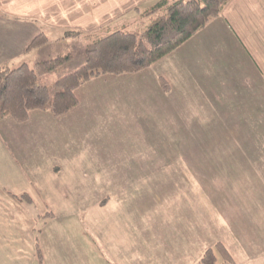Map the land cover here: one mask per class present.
Here are the masks:
<instances>
[{
    "label": "crops",
    "instance_id": "0c3cea01",
    "mask_svg": "<svg viewBox=\"0 0 264 264\" xmlns=\"http://www.w3.org/2000/svg\"><path fill=\"white\" fill-rule=\"evenodd\" d=\"M158 1L0 0V67L29 60L35 50L28 46L42 32L51 40L58 33L123 26ZM161 78L169 90L162 88ZM104 91L112 97L99 103ZM76 95L78 106L62 116L34 110L23 123L11 116L0 120V264L38 263L35 233L42 264H198L203 252L217 242L228 248L236 264H264V0H230L221 16L152 66L95 77L77 88ZM135 101L143 107L144 119L166 122L159 128L162 139L177 145L179 141L180 149L174 151L182 159L190 153L219 155L230 167L226 172L246 176L240 184L241 198L230 200L238 206V215L225 216L227 235L216 236L213 223L200 214L193 213L188 224L184 215H177L173 225L162 224L159 219L170 216L162 211L154 216L136 213L128 194H120L127 185L114 183V174L148 168L150 155L124 149L112 152L109 160L102 136L94 133L111 120L102 116L104 110L124 115L122 111ZM185 136L222 140L223 149L187 151L182 146ZM7 169L16 181L6 180ZM64 173L86 180L83 176H90L96 187L97 174L111 173L115 197L111 202L102 194L84 201L80 197L74 204L91 207L74 215L66 212V224H57L62 211L55 206L62 200H55L53 189ZM81 177L74 178L77 184ZM21 192L29 194L31 199H26L34 206L45 199L42 213L53 214L44 218L39 232L40 213L20 205L16 195ZM66 194L77 197L72 189ZM145 204L141 209L150 211L152 206ZM237 220L239 235L234 232ZM253 236L254 242L246 241Z\"/></svg>",
    "mask_w": 264,
    "mask_h": 264
},
{
    "label": "rangeland",
    "instance_id": "374dc122",
    "mask_svg": "<svg viewBox=\"0 0 264 264\" xmlns=\"http://www.w3.org/2000/svg\"><path fill=\"white\" fill-rule=\"evenodd\" d=\"M62 37H64V34L62 33L51 35V42H54V44L49 47L50 51H46L45 54H48L46 58L54 55V57H56L58 54L65 56L69 53H72L73 56H79L84 53L92 42L91 39L84 36H69L66 39H63ZM38 55L39 54H37L36 51H33L29 56V60H26V62L31 66H34ZM41 58L42 57L39 59ZM20 65L21 64H16L14 67ZM74 67L73 64L68 65L67 67H59V69L43 75L40 78L39 83L46 84L50 88L51 95L54 96L57 91L61 90L57 87L56 81L63 75L73 71ZM109 75H102L101 78ZM111 97V93L104 91L99 96V103H104ZM122 112L124 115L117 116L118 112L116 111L111 112L108 109L104 110L102 116L111 117V120L109 119L107 123L102 122L104 124L101 125V131H97L94 134H100L102 136L104 143L103 147H105L104 151L105 154L109 153V155H107L109 160L112 152L116 154L118 151L124 149L144 150L141 153H144L147 156L150 155L149 158L147 157V161L149 162L147 164L148 168L143 167L136 172L131 171L114 174V183L122 181L127 185L125 189L123 186L120 188L124 191L120 194L122 195L125 192L128 194L127 197L135 204L136 213L150 212L149 215L154 216L161 215L160 211H162V214L165 213L166 216L170 217H161L159 222L169 225L176 223L175 218L177 215H184L187 217L189 222L187 220L186 223L188 224L191 222L193 213L195 215L200 214L203 215L202 218L206 222L213 223V231L216 236L227 235L228 228L225 226L227 223V221H225V216L238 215V211L235 210L238 206L232 205L230 200L241 198L242 190L240 184L241 181L245 183L244 180L246 179V176L239 172L233 174L226 172V170H230V167L224 162L226 158L219 155L215 156L210 154L204 155L203 157H197L190 153L189 155L183 156L184 158L182 159L180 152L174 151L180 149V146H178L179 141L177 145L175 140L162 139L164 134L162 135L159 128H161L160 124L166 122L163 120H160L159 122L154 119V117L144 119L147 117L144 116L143 107L140 103L138 104L135 101L133 107L129 106ZM112 117H122L125 121L123 122V120L121 121L118 118ZM187 137L188 136H185V141L182 142V146L184 143V149H187V151H191V148L192 150L207 149L208 146L215 150L223 149L224 142L222 140H212L207 142L206 140L202 141L201 139L196 138L187 139ZM229 148L233 149V146ZM166 149L170 154L163 152ZM17 158L19 161L22 160L20 157ZM193 159L194 163L192 162ZM103 163L107 162L103 161ZM108 163L110 164L111 162L109 161ZM25 169L29 170L26 167ZM179 169L184 170L181 172ZM197 171L201 174H198ZM220 171H223L224 173ZM29 175L33 179L31 181H34V176L31 171L29 172ZM97 175L96 184L98 187L95 186V182L91 180L90 176L88 177L86 175L83 177L88 178V180H91L92 182H88V180L82 178L80 174H62V177L55 183V188L53 189L55 200H62V204H57L55 206L57 211H62L57 224L60 222V224H66V220H64V214L66 212H71L74 215V213L79 212L81 208L83 209L86 207L88 209L91 207L83 204H74V201L80 197H84L82 200L84 201L86 200L85 197L89 199L97 198L98 195L102 194L101 196H103V200L109 198L108 200L111 202L113 197H115V186H113V189L111 188L112 174L102 173ZM78 177H81L80 184H77V180L74 179ZM6 180H15L14 173L8 170V177ZM70 189L77 194V197L66 194ZM21 194L23 193L21 192ZM20 199V205L29 210L28 212L31 211L34 214H38V209L40 213V215H38L39 217L47 212L46 210L42 213L43 208H46L47 206V203L44 202L45 199H43V201L41 200L42 202H40L38 206L31 205L29 202L30 200L25 197ZM144 204L145 206H152L150 211L148 209H141ZM156 210L159 213H157ZM43 220L44 218H39L37 221L38 224L36 231L39 232L42 230L45 223V221L43 223ZM233 223L235 224L234 232L236 235H239V233H241L239 232L240 222L237 220ZM137 224L142 225L143 223L137 221ZM166 229L169 230L170 228L167 227ZM138 230H140V228H138ZM35 235L36 237H39L38 233H35ZM171 235V237H173V234ZM245 239L248 242H254L255 240L254 236ZM62 240H65L63 242L64 244L69 242L65 237H63ZM250 245H252V248H255L254 243H251ZM35 264H40V262H35Z\"/></svg>",
    "mask_w": 264,
    "mask_h": 264
},
{
    "label": "trees",
    "instance_id": "16d2710c",
    "mask_svg": "<svg viewBox=\"0 0 264 264\" xmlns=\"http://www.w3.org/2000/svg\"><path fill=\"white\" fill-rule=\"evenodd\" d=\"M229 1L159 0L123 26H103L86 33L70 31L62 38L84 36L92 40L79 56L69 53L46 58L45 53L54 42L44 32L40 33L27 49L39 54L34 66L24 62L18 67H0V120L11 116L23 123L34 110L49 111L54 116L66 114L79 104L77 88L95 77L136 73L152 66L221 16ZM71 64L75 66L73 71L56 81L61 90L54 96L46 84L39 83L43 75ZM161 85L166 91L170 88L164 78ZM22 195H16V199H31L28 193ZM52 215L47 212L41 218ZM35 254L42 264L44 257L38 237ZM198 264L236 263L228 248L217 242L203 252Z\"/></svg>",
    "mask_w": 264,
    "mask_h": 264
}]
</instances>
